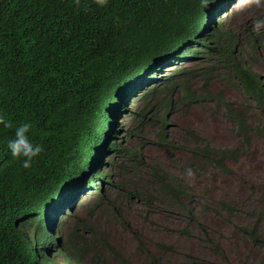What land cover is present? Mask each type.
Masks as SVG:
<instances>
[{
	"label": "trees",
	"instance_id": "1",
	"mask_svg": "<svg viewBox=\"0 0 264 264\" xmlns=\"http://www.w3.org/2000/svg\"><path fill=\"white\" fill-rule=\"evenodd\" d=\"M235 1L213 0L201 7L199 0H109L101 8L95 0H0V113L14 126L30 122L31 139L44 148L32 168L23 169L22 160L7 148L15 128L0 125V264H58L47 253L53 245L67 264H109L81 239L80 232H91L86 219L74 218L65 243L56 232L62 227L66 188L71 190L88 173L100 152L123 151L117 144L108 148L106 140L118 101L123 100L121 108L138 101L130 118L132 136L141 139L157 127L156 145L174 150L184 149L169 139L174 107L203 102L190 92L195 78L210 85L214 75L224 72L264 112V81L247 59L248 47L256 52L264 44V32L221 23ZM190 58L204 63L202 73L195 68H179L168 77L159 72ZM226 110L250 141L248 119L231 104ZM189 136L197 143L198 158L208 165L227 171L228 162L241 157V149H217L193 132ZM98 162L84 181L86 188H97L90 219L107 201L102 185L110 175ZM153 177L171 199L185 195L176 176L153 169ZM223 206L233 211L229 202ZM261 221L264 212L258 227H243V233L264 248ZM104 247L113 251L109 243ZM162 263L154 259V264Z\"/></svg>",
	"mask_w": 264,
	"mask_h": 264
},
{
	"label": "rangeland",
	"instance_id": "2",
	"mask_svg": "<svg viewBox=\"0 0 264 264\" xmlns=\"http://www.w3.org/2000/svg\"><path fill=\"white\" fill-rule=\"evenodd\" d=\"M258 18H264V7H257L256 0H237L228 6L221 23L228 21L234 30L241 27L243 31L252 30L253 21ZM248 52L250 67L264 81V44L256 52L248 47ZM204 66L190 58L159 72L168 77L179 68H195L202 73ZM190 92L203 102L193 105L179 102L169 117V139L184 149L157 146V127L153 132L148 130L141 139L132 136L130 118L138 101L130 100L124 108L120 107L123 100L116 103L109 120L108 148L117 144L123 151L105 152L98 162L101 170L110 175L102 186L107 201L90 219L88 213L93 208L90 205L97 188L81 192L86 187L85 176H93V170L97 169L90 162L93 169L89 168L63 197L67 202L63 205L72 212L60 217L62 228L57 235L62 243L73 231L74 218L79 217L86 219L91 229V232H80L81 239L87 246L97 248L109 264H122L117 256L130 264H154V259L162 264H264V248L254 246L253 240L243 233V227H258L260 214L264 212V112L247 97L238 81L224 72L214 75L210 85L201 76L193 79ZM227 104L248 119L250 141L232 123ZM190 132L200 137L204 145L241 149V157L229 161L227 171L215 163L208 165L198 158L194 150L197 143L189 136ZM188 168L194 175H187ZM153 169L179 178L185 195L178 201L171 199L158 188ZM135 192H142L141 198ZM228 202L232 212L223 206ZM259 229L264 233V221L260 222ZM105 243L113 251H107ZM164 247L171 249L167 251ZM52 250L50 256L54 258ZM55 260L63 264L60 255Z\"/></svg>",
	"mask_w": 264,
	"mask_h": 264
},
{
	"label": "clouds",
	"instance_id": "3",
	"mask_svg": "<svg viewBox=\"0 0 264 264\" xmlns=\"http://www.w3.org/2000/svg\"><path fill=\"white\" fill-rule=\"evenodd\" d=\"M199 2H200V6L201 7H207V6H209V4H211L213 2V0H199ZM77 3H79V0H77ZM95 3H96V5L98 7L102 8V7H105V6L108 5L109 0H95ZM256 6L257 7H264V0H256ZM252 30L257 35H260L262 32H264V18H258L256 20H254L253 21ZM0 125H3V127H5V128H13V127L15 128L14 138H12V139H10L8 141L7 148L10 151L11 156L13 158L22 160L21 166H22L23 169H26V170L27 169H31L33 164H34V162H35V160H36V158L39 157L40 154L44 151L43 146L41 144L35 143L31 139V137L29 135V133H30V131L32 129V124L30 122H23V123H20V124L14 126L10 121H8L5 118V116L2 113H0ZM107 127L108 126H106V128ZM110 129L111 128H110V125H109L108 135H109V130ZM108 135L106 136V140H108L107 139ZM99 154L101 155L100 156V160H101V158H102L104 153L102 152V154H101V152H100ZM96 160L100 162V160H98V159H96ZM99 165L101 166V164H98V166ZM102 171H104V170H102ZM186 172H187L188 176L194 175L193 170L191 168H188L186 170ZM106 173H108V172H106ZM87 177H88V179H90V175L87 176ZM105 178L106 177H104V179ZM85 180H87V179L84 178L83 181H85ZM85 186L87 187V185H85ZM88 188H86L84 190L85 191L84 193H87V191H89L90 188H92V187H88ZM66 189H67V191H69V187H67ZM65 194L66 193L64 192L63 195H62L61 204H60V208L64 209V207H66L64 209V211H63V214H65V212L69 213V211L71 210L70 207H68L66 205L65 206L63 205V202H64V204L67 203V202H65L63 200V197H64ZM79 194H80V192H79ZM61 224H62V222H61ZM61 228H59V231H60ZM57 233H59V232H56V235H57ZM56 237L58 238V235ZM58 241H59V239H58ZM52 247L55 248L54 245ZM52 247H51L50 251L47 252V253H49V255H50L51 250L53 249ZM56 250H52V253L54 254L53 255L54 258H51V256H50V258L53 259V260H55V258L57 257ZM61 258L63 259V264H67V262L65 261L64 257L61 256ZM55 261L57 262V260H55ZM58 264H60V263H58Z\"/></svg>",
	"mask_w": 264,
	"mask_h": 264
}]
</instances>
